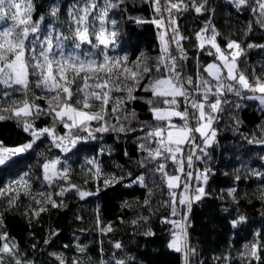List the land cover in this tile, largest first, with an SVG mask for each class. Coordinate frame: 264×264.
<instances>
[{
	"label": "trees",
	"instance_id": "obj_1",
	"mask_svg": "<svg viewBox=\"0 0 264 264\" xmlns=\"http://www.w3.org/2000/svg\"><path fill=\"white\" fill-rule=\"evenodd\" d=\"M177 2L170 0V3ZM33 3V19L41 22L42 29L54 26L70 35L68 11L73 4L82 6L83 0H33ZM95 3V12L114 5L107 8L105 24L117 33L109 55L126 57L125 63L134 70L137 65L141 70L149 69L131 93L135 99H129L126 90L113 93L123 97L124 103L120 106L119 119L109 117L108 123L118 127L122 124L126 130L95 133V139L80 140L68 153L55 147L52 139L45 135L27 152L14 157L8 165L0 166V190L5 193L0 195V233H7L18 246L20 259L26 264H59L58 257L63 258L64 264H115L117 260L124 264H183L182 253L167 246L174 229L171 223L164 221H179L186 216L187 244L194 250L188 264H264V144L256 142L264 140V107L258 100L243 98L251 95L246 90L241 96L225 91L221 110L213 114L216 117L212 124L216 133L214 139L205 152L200 153L201 158L193 160V168L188 169L184 160L186 171L194 173L189 181V195L195 193L197 186L202 187L205 194L199 201L193 199L190 211L177 201L178 214L173 216L169 190L161 174L154 169L158 163H166L165 170L175 174L176 166L170 159L166 162L163 158L146 159L148 153L140 147L141 144L156 147L154 142L149 144L144 139L146 132L156 124L147 102L151 93L145 92L144 86L161 75L156 71L161 55V34L167 41L168 33L170 38L173 33L170 27L152 23L162 17L155 10V0H95ZM183 4L187 5L186 10H172V26L184 37L180 46L185 58L180 59L170 50L177 57V71L183 79L192 77L195 81L202 75L215 84L204 71L208 64L217 61L215 49L210 43L200 48L196 38L205 28L207 31L202 32L205 40L215 29L216 41L228 58L231 59L233 51H241L237 58L238 70L250 81L264 73V26L258 22L260 12L253 11L255 0H248L239 7L233 0H183ZM200 5L203 7L198 13L195 6ZM168 6L169 0H164V7ZM53 7L59 9L56 17L50 14ZM96 23L98 25L99 21ZM230 40L239 43L240 50L228 49ZM66 46L71 49L72 41L68 40ZM83 48L94 51L89 45ZM222 75L226 77L225 71ZM31 79L35 81L36 77ZM125 83L131 85L133 81ZM188 87L192 96L197 95L193 87ZM14 95L20 96L19 93ZM47 95L33 85L29 99L46 109V98L35 97ZM209 99L215 101L213 96ZM178 102L179 109L183 110V98H178ZM111 107L109 104V112ZM28 119L35 129L53 123L50 115ZM172 121L183 124L180 118H172ZM189 124L195 127L196 122L192 120ZM55 131L62 136L65 129L57 124ZM195 135L196 142L200 143L199 134ZM31 139L15 118L0 120L2 144L14 146ZM187 151L185 145L184 152ZM57 158L61 161L57 168L67 167L68 176L49 182L44 178L42 166ZM90 160L99 166V177L95 176V165L88 163ZM197 173H206L207 181L195 179ZM105 179L113 182L105 186ZM21 181L26 182V186ZM72 185L96 195L81 199ZM62 189L66 190L59 195ZM182 190L181 182L175 191L179 195ZM16 196L18 199L10 206L9 200ZM49 198L58 206L52 207ZM41 208L46 210L40 211ZM36 212L39 215H35ZM108 227L110 231L104 230ZM117 243L120 248L115 247ZM252 243L258 244L259 259L248 254ZM3 264H14L12 257L5 256Z\"/></svg>",
	"mask_w": 264,
	"mask_h": 264
},
{
	"label": "snow or ice",
	"instance_id": "obj_2",
	"mask_svg": "<svg viewBox=\"0 0 264 264\" xmlns=\"http://www.w3.org/2000/svg\"><path fill=\"white\" fill-rule=\"evenodd\" d=\"M233 2L239 7L246 5L248 0H233ZM112 6L114 5L109 4L104 10L95 12L97 8L95 0H83L82 6L73 4L68 11L70 35H65L54 26L46 30L42 29L41 22L33 19V0H0V23L3 24L0 27V102H2L0 120L15 118L18 126L22 125L23 130L32 137L31 141L16 147H8L0 142V166L8 165L14 157L27 152L45 135L52 139L55 147L68 153L80 140L95 139V133L126 130L122 124L118 127L108 123L109 117L115 116L119 119L120 106L124 103L123 97L114 96L113 93L126 90L128 98L135 99L131 93L144 79V73L149 72V69L144 67L141 70L137 65L134 70L125 63L126 57L109 55L108 50L115 45L117 35L114 29L109 30L105 26L107 8ZM202 7L203 5L195 6V11L199 13ZM182 8L187 9L183 0H178L177 3H170L169 0V6L164 8L169 14L168 26L173 33L170 42L176 44L180 59L185 58L183 48L180 46V40L184 37H181L178 29L172 26L174 24L172 10L180 11ZM155 10L157 13L161 11L160 0H155ZM58 11V8L53 7L51 16L56 17ZM253 11L260 12L258 22L264 26V0H255ZM111 23L115 25V21ZM152 23L162 27L164 19L161 17ZM205 31L207 28L196 34L200 42L199 47L203 48L205 43L211 44L215 49L216 59L221 61L223 69L227 70L226 77L222 75L221 67L216 63H210L204 71L212 77L215 84L202 75H198L195 81L192 77L183 79L177 71V57L170 52V42L165 41L164 34H161V55L156 67V71L161 75L144 86L145 92L151 93V99L147 102L151 105L149 111L156 121V124L146 132L144 139L149 144L154 142L156 147L152 148L146 144H141L140 147L148 153L146 159L163 158L165 162L170 159L176 166L174 171L183 174V176L169 174L165 170L166 163H158L154 169L161 174L169 190L173 216L178 214L177 201L180 205H186L190 211L193 199L199 201L205 194L204 189L197 186L195 193L189 195V181L193 179L194 173L186 171L184 160L187 161L188 169L193 168V160H199L200 153H204L214 139L216 133L212 129V124L216 117L213 114L221 110L225 91L241 96L242 91L246 90L251 95L243 98L258 100L259 105L264 107V73L255 77L254 81H250L238 70L237 58L241 51H233L229 60L216 41L218 33L215 29L211 30L212 35L207 40L202 36V32ZM68 40L72 41L71 49L66 46ZM84 45H89L94 51L85 50ZM227 48L240 50L241 46L236 41L230 40L227 42ZM209 55L213 53L209 52ZM31 77H36L35 81ZM128 80H132L133 83L128 85L125 83ZM33 85L48 94L46 97H35V99L46 98L48 104L46 109L40 108L34 99H29ZM188 86L193 87L197 95L192 96ZM17 93L20 94L19 97L14 95ZM210 96L215 97L214 102L209 99ZM181 97L185 104L183 110H179L178 98ZM109 104L112 105L110 112ZM40 115L52 116V125L35 129L28 118H38ZM173 117L180 118L183 124L173 123ZM190 119L195 120V127L190 126ZM93 122H96L95 126ZM57 124H61L65 129L62 136L55 131ZM196 133L199 134L200 143L196 142ZM256 142L264 144V140ZM185 145L188 146L187 153L184 152ZM88 163L95 165V176L99 177L101 173L96 162L90 160ZM60 164L58 158L43 164L45 180L51 182L53 178L67 179L69 170L67 167L59 170L57 166ZM201 178L206 182L208 176L206 173L195 174V179ZM140 180L143 182V177ZM112 182L110 179H105L104 185L108 186ZM181 182L183 192L177 195L175 189L181 186ZM21 183L26 186V182L21 181ZM72 187L76 189L81 199L96 195V192L83 191L75 185ZM65 190L62 189L59 195H63ZM4 194V191L0 190V195ZM16 199L18 196L9 200L10 206L15 204ZM48 202L52 207L58 206L56 201L50 198ZM145 203L147 204L148 201ZM45 210V208L40 209V211ZM34 214L39 215V212ZM186 221V216H182L179 221L167 219L164 221L171 223L174 229L173 238L167 246L182 253L183 264H188V257L194 252L187 244ZM235 223L234 221V226ZM104 230L110 231L111 228ZM115 247L120 248L121 245L117 243ZM245 247L249 248L248 245ZM80 250L83 252V249ZM257 252L258 244L252 243L248 254L252 258L259 259ZM5 256H11L14 264H26L20 259L18 246L12 242L7 233H0V264H3ZM58 259L59 264H64L62 257ZM115 264H124V262L117 260Z\"/></svg>",
	"mask_w": 264,
	"mask_h": 264
},
{
	"label": "built area",
	"instance_id": "obj_3",
	"mask_svg": "<svg viewBox=\"0 0 264 264\" xmlns=\"http://www.w3.org/2000/svg\"><path fill=\"white\" fill-rule=\"evenodd\" d=\"M160 5H161V11H160V15L163 17V19H164V25H165V28H168L169 26V14H168V12H166V11H164V0H160ZM170 36H171V34L170 33H168V35H167V41H171V38H170ZM169 49L172 51V52H174L175 53V55L177 56V57H179L180 56V52L177 50V46H176V44L175 43H169ZM181 75V74H180ZM181 77H182V75H181ZM183 103H184V101H183ZM192 122V119H190L189 120V123H191Z\"/></svg>",
	"mask_w": 264,
	"mask_h": 264
},
{
	"label": "rangeland",
	"instance_id": "obj_4",
	"mask_svg": "<svg viewBox=\"0 0 264 264\" xmlns=\"http://www.w3.org/2000/svg\"><path fill=\"white\" fill-rule=\"evenodd\" d=\"M229 60H231L230 58H228ZM211 63H216L219 67H221L222 69H223V65H222V63H221V61H219V60H217V61H214V62H211ZM223 71H225V73H226V75H227V70L226 69H223ZM222 71V72H223ZM3 145H5V144H3ZM19 145H22V144H19ZM19 145H14V146H10V145H5V146H8V147H16V146H19ZM176 175H179V173H175ZM181 192H183V190L181 191ZM185 212H187V208H186V210H185ZM173 220V219H172ZM176 221H178V220H176ZM174 231V230H173ZM172 236H171V238H170V241L172 240Z\"/></svg>",
	"mask_w": 264,
	"mask_h": 264
},
{
	"label": "crops",
	"instance_id": "obj_5",
	"mask_svg": "<svg viewBox=\"0 0 264 264\" xmlns=\"http://www.w3.org/2000/svg\"><path fill=\"white\" fill-rule=\"evenodd\" d=\"M180 110V109H179ZM173 118H178V117H173Z\"/></svg>",
	"mask_w": 264,
	"mask_h": 264
}]
</instances>
